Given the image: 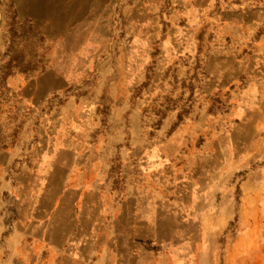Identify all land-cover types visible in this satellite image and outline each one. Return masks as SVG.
Instances as JSON below:
<instances>
[{
  "label": "rangeland",
  "instance_id": "obj_1",
  "mask_svg": "<svg viewBox=\"0 0 264 264\" xmlns=\"http://www.w3.org/2000/svg\"><path fill=\"white\" fill-rule=\"evenodd\" d=\"M259 9L264 0H0V122L15 136L29 135L44 119L125 121L120 107L135 106L147 133L205 111L228 133L235 125L230 92L263 72ZM46 73L61 77L60 88L35 97ZM250 117L264 122L262 112ZM256 127L246 147L258 157L257 171L245 184L242 174L233 177L230 187L240 186L230 192L234 207L214 209L220 220L227 210L234 216L214 223L209 264H264V152L254 144L264 126ZM246 132L235 141H246Z\"/></svg>",
  "mask_w": 264,
  "mask_h": 264
},
{
  "label": "crops",
  "instance_id": "obj_2",
  "mask_svg": "<svg viewBox=\"0 0 264 264\" xmlns=\"http://www.w3.org/2000/svg\"><path fill=\"white\" fill-rule=\"evenodd\" d=\"M259 49L263 72L230 92L228 133L206 111L147 133L135 106L120 107L125 121L44 119L29 135L0 122V264H209L214 223L234 216L214 209L234 207L233 177L245 184L257 171L246 146L264 126L250 117L264 113V39ZM60 78L46 73L31 93L55 92ZM243 128L247 140L235 141Z\"/></svg>",
  "mask_w": 264,
  "mask_h": 264
}]
</instances>
